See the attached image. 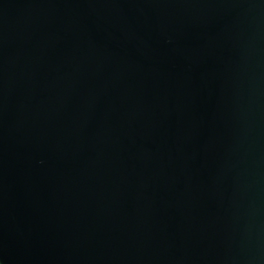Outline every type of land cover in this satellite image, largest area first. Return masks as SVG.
I'll return each instance as SVG.
<instances>
[{"label":"water","instance_id":"1","mask_svg":"<svg viewBox=\"0 0 264 264\" xmlns=\"http://www.w3.org/2000/svg\"><path fill=\"white\" fill-rule=\"evenodd\" d=\"M0 264H264V0H0Z\"/></svg>","mask_w":264,"mask_h":264}]
</instances>
